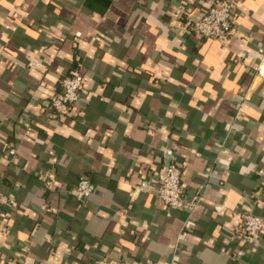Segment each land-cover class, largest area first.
Listing matches in <instances>:
<instances>
[{
    "label": "crops",
    "instance_id": "crops-1",
    "mask_svg": "<svg viewBox=\"0 0 264 264\" xmlns=\"http://www.w3.org/2000/svg\"><path fill=\"white\" fill-rule=\"evenodd\" d=\"M234 3L223 43L192 28L207 0H0V264H264L237 230L264 216V0ZM169 161L193 209L161 203Z\"/></svg>",
    "mask_w": 264,
    "mask_h": 264
},
{
    "label": "built area",
    "instance_id": "built-area-1",
    "mask_svg": "<svg viewBox=\"0 0 264 264\" xmlns=\"http://www.w3.org/2000/svg\"><path fill=\"white\" fill-rule=\"evenodd\" d=\"M235 10L234 0H207L201 15L191 18L192 28L195 33L226 43L233 33L232 17ZM263 62L260 60L255 69L258 73L263 71ZM84 81L78 68L61 79V88L50 95L51 115L67 111L78 102ZM53 179L46 181L47 187ZM95 184L87 177L81 176L68 190L80 203L87 200L94 191ZM157 194L161 203L170 208L193 209L199 201V196L189 198L182 180V170L179 163L172 161L165 173L159 178ZM11 198L0 191V204L10 203ZM243 238L257 243L260 235L264 233V216L253 209L245 208L241 213V222L237 228ZM145 264H155L151 259H146Z\"/></svg>",
    "mask_w": 264,
    "mask_h": 264
},
{
    "label": "water",
    "instance_id": "water-1",
    "mask_svg": "<svg viewBox=\"0 0 264 264\" xmlns=\"http://www.w3.org/2000/svg\"><path fill=\"white\" fill-rule=\"evenodd\" d=\"M170 164V161H169V163L167 164V166Z\"/></svg>",
    "mask_w": 264,
    "mask_h": 264
},
{
    "label": "trees",
    "instance_id": "trees-1",
    "mask_svg": "<svg viewBox=\"0 0 264 264\" xmlns=\"http://www.w3.org/2000/svg\"><path fill=\"white\" fill-rule=\"evenodd\" d=\"M58 115V114H57Z\"/></svg>",
    "mask_w": 264,
    "mask_h": 264
}]
</instances>
